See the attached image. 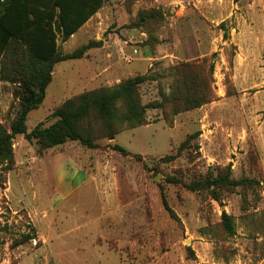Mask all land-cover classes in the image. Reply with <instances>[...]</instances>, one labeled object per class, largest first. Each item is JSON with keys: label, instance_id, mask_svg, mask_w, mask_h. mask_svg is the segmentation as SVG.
Segmentation results:
<instances>
[{"label": "rangeland", "instance_id": "1", "mask_svg": "<svg viewBox=\"0 0 264 264\" xmlns=\"http://www.w3.org/2000/svg\"><path fill=\"white\" fill-rule=\"evenodd\" d=\"M93 41L102 46L55 65L28 132L67 100L144 75L146 124L42 155L16 136L11 169L0 162V264H264V0H109L58 46ZM1 65L10 131L18 105ZM227 169L257 185L217 188V200L187 188Z\"/></svg>", "mask_w": 264, "mask_h": 264}, {"label": "trees", "instance_id": "2", "mask_svg": "<svg viewBox=\"0 0 264 264\" xmlns=\"http://www.w3.org/2000/svg\"><path fill=\"white\" fill-rule=\"evenodd\" d=\"M107 1L0 0L1 71L4 79L14 86L12 108L18 105L10 131L0 123V162L8 163V170L13 163V140L18 135L34 143L38 154L42 155L46 150L73 141L88 149H95L97 138L112 139L123 127L135 129L146 124L147 108L141 103L138 88L151 78L144 75L114 88L86 92L67 100L50 116L49 119H55L53 124L45 126L42 122L31 132L27 129L28 115L44 102L55 65L81 59L88 50L102 46L101 41H93L73 53L63 54L59 50L58 40L68 41ZM5 56L13 57L12 65H6L3 61ZM198 135H190L179 146L178 154ZM114 149L128 154L121 146L115 145ZM244 183L257 185L255 180H232L231 170L227 169L225 176L208 177L187 188L192 192L210 190L217 200V188ZM163 205L175 218L164 198ZM222 223L228 236L235 235L233 219L226 212L222 214Z\"/></svg>", "mask_w": 264, "mask_h": 264}]
</instances>
